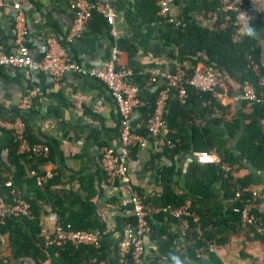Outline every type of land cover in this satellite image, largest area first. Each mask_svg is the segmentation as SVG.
Here are the masks:
<instances>
[{
	"label": "crops",
	"instance_id": "crops-1",
	"mask_svg": "<svg viewBox=\"0 0 264 264\" xmlns=\"http://www.w3.org/2000/svg\"><path fill=\"white\" fill-rule=\"evenodd\" d=\"M12 1L0 0V45L9 53L15 50L16 45L13 30L15 12L11 6ZM17 1L25 17L24 44L34 58L41 57L49 41L54 40L58 45H62L61 41H64L66 46H62L69 57L87 69L98 68L108 59L111 40L108 26L102 17L93 14L83 33L78 37H70L75 19V12L70 9L73 0ZM88 1L101 2V0ZM156 1L114 0L115 25L120 36L117 67L130 69L132 75L136 72L145 76L139 88L140 106L146 100L157 96L158 90L167 84L162 76L170 74L175 66V61L170 56L174 48L164 43L163 36L165 32L174 35L184 30L185 22L181 18V12L191 5V0H174L173 9L177 20L173 25H166L157 16V12L151 14L149 3L156 6ZM248 2L251 11L247 15L238 17L239 23L245 25V18L257 16H262L264 21V0H248ZM191 18L201 29H215L216 20L213 14L203 17L193 13ZM258 41L261 48L259 65L264 71V38H259ZM207 70L214 72L216 90L211 93V99L196 102L197 107L184 112V125L181 127L183 134L188 133L190 124H194L198 130L203 129L204 121L211 122L212 131L216 133L224 122H230L235 116L242 122L243 114L247 113V107L241 106L239 99H234L238 98L241 90V86L234 78L206 68L202 62L196 64L193 72L203 73ZM151 78H156V81L151 82ZM30 93H34L33 106L23 113L25 136L29 143L43 144L49 148L48 159L39 166V172L41 174L51 172L58 178L59 183L48 192L49 204H45L48 199L38 204L45 212L40 218L41 227L46 234L52 232L55 222L50 210L55 194L70 192L76 196L78 202L89 200L94 206L95 222L103 227L104 233H114L115 241L119 240L117 258L120 263L122 235L116 234L117 222L133 214L127 192L121 187H112L106 182L99 162V149L104 146L114 147L118 142V114L107 88L95 79L83 78L75 73H66L56 80L46 72H34L25 67L0 68V109L5 114L0 117V121H13L14 118L11 120L10 116L19 110L20 101ZM133 121L134 125L139 121L137 110ZM166 132L167 126L153 143H148L145 148L140 149L134 159L128 156L132 181L147 198L158 197L162 192L157 169L164 164L169 165L170 161L162 156L155 167L149 165V162L152 155L162 151ZM225 140L227 147L235 152L236 142ZM12 142L10 131L0 125V163L8 169L4 171L3 177L7 179V184L14 187L22 196L30 197L32 195L27 181L31 176L27 174L28 168H25L24 177H20L17 170L8 162ZM195 152L207 151L193 153ZM193 153L191 156L182 154L181 157H175L174 182L178 183L175 188L176 193L182 192L179 185L185 180L180 173L186 172L194 158ZM234 154L236 155V152ZM236 158L241 161L238 156ZM248 171L249 168L244 163L243 167L233 170L232 176L241 178ZM261 175L262 183L250 185L248 190L261 191L257 200V209L264 213V174ZM2 189L0 188V207L3 206ZM149 210L150 218L160 209L150 207ZM175 219H179L180 223L168 226L178 236L177 241H174V250L187 258V241L183 236L188 224L183 217ZM7 244V236L0 237V264H5L10 259ZM178 254L175 262L171 263L159 254L156 244L152 243L149 236L144 238L145 264H177ZM196 255L199 261L188 260L186 264H214L209 260L208 254L203 253L202 250H198ZM214 256L219 264H264V237L256 238L253 232L244 229L229 237L225 245L216 247ZM8 264L35 263L23 258ZM42 264L51 263L50 260H46Z\"/></svg>",
	"mask_w": 264,
	"mask_h": 264
},
{
	"label": "trees",
	"instance_id": "trees-1",
	"mask_svg": "<svg viewBox=\"0 0 264 264\" xmlns=\"http://www.w3.org/2000/svg\"><path fill=\"white\" fill-rule=\"evenodd\" d=\"M241 4L243 8H249L250 5L248 0H241ZM149 5L151 14H156L157 7L152 3ZM193 13L203 17L213 14L216 20L215 29H201L192 20ZM94 15L101 17L96 13ZM236 16L228 14V21H225V15L219 12L217 0H191L190 7L181 12V18L185 22L184 30L174 35L165 32L163 36L164 43L174 48L170 55L175 61L171 74L177 67H180L185 71L184 80L187 82L191 79L196 64L202 62L206 68L217 70L225 76L234 78L238 85L241 86L243 81H248L254 86L257 93L261 92L259 78L264 76V71L259 65L261 48L258 39L264 38L263 17L249 18L243 37L239 42L232 43L230 37L235 31L232 23L236 21ZM61 44L66 46L64 41H61ZM202 54L204 56H201ZM253 64L256 66V70L252 69ZM144 80L145 76L133 73L132 82L138 88ZM166 83L170 86L165 115L167 132L163 139L162 151L151 156L149 165L155 167L162 156L166 157L170 164H164L157 169L162 188L158 197L147 198L143 196L139 188H136L148 208L186 206L198 220L194 222L193 218H184L188 224L187 231L183 236L187 241V258L184 254L180 255L177 253L178 251L174 250V241H177L178 236L168 227L170 224H179V219L172 218L164 212L153 214L148 218L152 229L149 238L152 243L156 244L159 254L171 263L175 262L174 258L177 254L179 264H186L188 260L197 262L199 258L196 252L202 250L203 253L208 254L212 263L219 264L214 253L208 251L209 245L223 246L228 242L229 237L244 229L253 232L256 238H263L257 235L252 227L242 225L239 215L233 213L232 208L243 206L244 201L249 197L248 188L250 185L262 183L261 174H264V105L240 101L241 106L247 107V113L243 114L242 122L235 116L230 122H224L218 132L213 133V124L204 121L203 129L198 130L194 124H190L191 128L188 133L183 134L181 127L184 125V112L197 107L196 102L211 99L212 94L199 91L186 83L184 86L187 98L184 103H180L177 99V88L171 83ZM155 100L156 95L139 106L137 109L139 121L134 125L135 133L148 138L149 143H153L154 139L149 137L146 123L154 111ZM3 116L5 114L0 109V117ZM16 117L25 121L23 113L19 111L10 116L11 120ZM225 139L236 142V155L227 147ZM168 142L171 144L170 146H167ZM30 144L32 143L30 142ZM139 150L138 147L130 148L129 157L134 159ZM194 151H211L218 157L219 163L199 164L195 158H192L186 172L180 173V176H183L185 180L183 184L179 185L182 192L176 193L175 188L178 183L174 182L175 157H181L182 154L191 156ZM8 162L11 167L17 170L20 177H24L26 167L28 175L32 172L37 176L42 175L39 172V166L44 160L19 155L18 145L14 142L10 147ZM244 163L249 168L248 173L241 178H234L233 170L243 167ZM7 170L5 165L0 163V188H3L1 191L3 205H12L14 195H18L29 205L32 219L10 217L6 218L2 225L0 224V237L7 236L8 238L10 259L5 264L11 261L17 262L23 258L30 259L35 264H42L46 260H50L51 264H120L117 258L119 240L115 241L114 233L104 234L97 249L91 247L57 249L53 246L44 249L39 237L38 225L45 212L38 204L44 199H48V192H51L53 186L59 184L58 178L54 176L46 185L38 187L35 177H29L27 184L32 196L24 197L14 187L7 184V179L3 177L4 171ZM236 192L239 193L238 198L234 197ZM76 199V196L70 192L54 195L50 212L55 216L56 222L62 227L69 226L72 231L103 233V227L99 226L93 218V204L89 200L78 202ZM45 204H49V199L45 201ZM252 213L264 219V213L257 209V205L252 209ZM127 224L135 226L133 215L118 220L116 234L122 235ZM123 264H132L130 254L125 257Z\"/></svg>",
	"mask_w": 264,
	"mask_h": 264
},
{
	"label": "built area",
	"instance_id": "built-area-1",
	"mask_svg": "<svg viewBox=\"0 0 264 264\" xmlns=\"http://www.w3.org/2000/svg\"><path fill=\"white\" fill-rule=\"evenodd\" d=\"M219 4V12L225 15V21H228V14L237 15V19L232 26L235 28L230 39L232 43H237L243 37L248 19L245 18V25L239 23L238 17L250 13L249 8H243L241 0H217ZM174 0H157V16L162 19L166 25L176 23L177 15L173 9ZM1 5V2H0ZM11 6L14 10V37L15 50L11 53L5 52L0 45V68H19L25 67L34 72H46L53 76L56 80L63 77L66 73H75L83 78L95 79L105 85L108 95L113 101L118 114V142L114 147H101L100 166L105 175V180L110 186H118L127 192L129 203L132 207V214L135 218V226L127 224L122 233L120 242V264L124 263L125 257L130 254L132 264H145L144 262V238L150 236L152 229L149 223V208L144 204L143 199L135 187L131 174L130 163L128 162L129 149L138 147L143 149L148 145V138L135 133L134 115L140 106L139 88L132 82V72L126 67H117L119 64V32L115 25L116 10L114 0H101L99 3H92L88 0H73L70 9L75 12V19L70 31V37L80 36L87 28V24L94 13L99 14L108 26L110 34V47L108 59L98 68L87 69L81 63L72 60L66 49L62 45H58L54 40H50L44 48L39 58H34L28 47L24 44L25 17L21 11L17 0H13ZM252 69L256 70L253 64ZM185 71L177 67L173 74H166L162 77L170 84L177 88V99L180 103H184L187 98L185 84L193 86L195 89L203 92L214 93L217 87L214 72L207 70L206 72H193L189 81L185 82ZM151 82H155L156 78H151ZM259 85L262 91L257 93L254 86L248 81L241 84L240 101L253 104L264 105V77L259 78ZM170 94V86L160 88L157 92L155 100V108L147 120L146 128L149 137L155 139L166 127L165 115L167 110V102ZM34 93L25 95L19 104V112L24 113L33 106ZM1 127L10 131L13 142L18 145V153L27 155L35 159L46 160L49 156V148L43 144H30L25 136V123L21 118L16 117L11 122L0 121ZM168 145L171 144L168 142ZM195 160L199 164H218L219 159L214 153L195 152L193 153ZM35 177V183L38 187L46 185L52 178L51 172L43 173L41 176L30 174ZM249 197L244 201L241 208L234 207L232 212L239 215L242 225L252 227L254 232L264 237V219L252 213V209L256 208L258 197L261 191H248ZM235 198L239 197L236 192ZM173 218H193L196 222L198 218L189 212L186 206L171 207L166 206L159 210ZM54 216V215H53ZM31 220L29 205L18 195H14L12 205H3L0 207V224L2 225L6 218ZM54 226L50 234L41 227L39 221V236L42 247L47 249L51 246L57 249L65 247H91L97 249L101 237L106 233L97 232H77L72 231L69 226L62 227L56 222L55 216ZM216 246L211 244L208 251L214 253Z\"/></svg>",
	"mask_w": 264,
	"mask_h": 264
},
{
	"label": "clouds",
	"instance_id": "clouds-1",
	"mask_svg": "<svg viewBox=\"0 0 264 264\" xmlns=\"http://www.w3.org/2000/svg\"><path fill=\"white\" fill-rule=\"evenodd\" d=\"M251 34V33H250ZM175 259V258H174ZM177 264H179V261H177Z\"/></svg>",
	"mask_w": 264,
	"mask_h": 264
}]
</instances>
